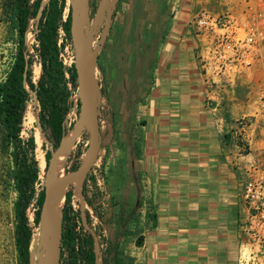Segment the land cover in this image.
Segmentation results:
<instances>
[{
    "label": "crops",
    "instance_id": "obj_1",
    "mask_svg": "<svg viewBox=\"0 0 264 264\" xmlns=\"http://www.w3.org/2000/svg\"><path fill=\"white\" fill-rule=\"evenodd\" d=\"M236 1L164 0L163 37L138 101L140 161L156 225L150 221L130 253L133 264H241L247 215L224 136L252 106L235 91L211 107L198 60L207 33L196 35L191 25L198 12L217 14ZM263 145L255 126L250 149Z\"/></svg>",
    "mask_w": 264,
    "mask_h": 264
},
{
    "label": "rangeland",
    "instance_id": "obj_2",
    "mask_svg": "<svg viewBox=\"0 0 264 264\" xmlns=\"http://www.w3.org/2000/svg\"><path fill=\"white\" fill-rule=\"evenodd\" d=\"M47 1H41L40 10L35 18L30 19L25 35L28 50L34 55L33 67L36 63L40 64L32 47L36 44L37 18ZM99 1L88 0L89 20L95 32L93 45L100 37L103 27V19L96 15ZM69 7L70 0H66L62 20H65ZM165 11L164 0H111L108 11L110 27L98 51L95 76L100 149L87 176L67 186L61 201L62 207L65 193L70 190L71 206L80 213L85 226L89 227L88 222H91L90 226H94L100 234L101 242L117 237L124 257L122 264H133L130 253L138 251L134 244L135 237L138 234L143 235L150 224L146 215L148 201L141 158L140 155L135 154L133 144L139 145V127L142 121L139 118L138 101L147 87L143 80L146 69L156 56L157 47L163 37ZM64 38V32L59 26L58 45L62 41L64 43L60 57L64 68H67L74 61V50ZM201 39L202 45L208 41L207 35ZM15 48L14 31L0 14V80L4 78L12 62ZM40 72L37 73L33 69L35 81L39 78ZM65 76L68 78L67 70ZM141 82L144 83L140 85ZM67 84L71 88L69 82ZM237 93H239L237 96L244 98L250 104L252 98H247L244 92L240 94V89ZM77 98L76 88L70 97L71 105L67 120L68 124L72 123V128L69 136L77 125L80 128L71 141L70 149L60 167V174L71 170L73 164L85 158L88 128L79 122L76 113ZM250 109L245 113H251L253 106ZM256 129L264 133V117L257 116ZM30 135H33L35 140V157L39 172V183L36 185L38 192L47 180L57 176L55 170L52 169L54 173L51 171L50 165L45 166L46 151L50 150L53 156L56 150H52L39 125L33 97L27 104L21 130L23 138ZM80 143L83 144L84 151L77 157L75 150ZM70 152L71 157L68 158ZM8 165L7 157L0 153V264H17L12 207L15 193L7 177ZM35 210L34 204H31L26 212L32 227V239L29 245L31 264H37V258L43 251L39 225L36 226L34 223ZM59 222H61V213ZM124 229L130 230L133 234L123 235ZM249 252L250 249H247L246 254L244 250L241 251L243 255L241 264H264V258L257 256L252 258L253 253Z\"/></svg>",
    "mask_w": 264,
    "mask_h": 264
},
{
    "label": "trees",
    "instance_id": "obj_3",
    "mask_svg": "<svg viewBox=\"0 0 264 264\" xmlns=\"http://www.w3.org/2000/svg\"><path fill=\"white\" fill-rule=\"evenodd\" d=\"M42 0H0V14L5 23L15 34V53L12 62L0 80V153L8 159L7 177L15 193L13 200L14 244L17 264H30L29 245L32 239V227L28 222L27 209L34 204V223L39 225V209L43 200V188L38 192V162L35 157V140L30 135L21 136L23 116L29 100L33 97L39 125L50 143L56 150L63 137L72 128L68 124L70 97L76 89V73L74 63L64 68L60 57L63 41L58 45V27L61 26L65 38L73 50L70 36V10L65 20L62 14L66 0H48L37 18L33 48L38 62L41 64L39 78L33 79L34 55L29 52L26 32L30 19L35 18L40 10ZM67 70L68 78L65 76ZM67 82H69L70 87ZM79 112L77 98L76 113ZM229 143V135L224 136ZM136 155H140L138 144H133ZM84 151L80 143L75 150L77 157ZM52 153H45V166H49ZM71 157V152L68 158ZM80 161L71 166L76 168ZM37 195V196H36ZM72 192L65 193L61 207V241L58 264H122L124 257L119 248L117 237L100 240V234L94 226L86 227L80 213L71 206ZM35 200V202H34ZM148 207L146 215L151 227L156 225V215ZM93 227V228H92ZM149 227V225H148ZM123 235L133 234L124 229ZM143 243V235L135 237L134 244L138 247ZM132 260V258H131Z\"/></svg>",
    "mask_w": 264,
    "mask_h": 264
},
{
    "label": "built area",
    "instance_id": "obj_4",
    "mask_svg": "<svg viewBox=\"0 0 264 264\" xmlns=\"http://www.w3.org/2000/svg\"><path fill=\"white\" fill-rule=\"evenodd\" d=\"M191 25L196 35L207 33L209 39L198 60L211 107L216 109L228 92L239 89L252 98L253 111L235 118L228 145L230 163L239 175L238 198L247 215L240 251L250 249L252 258H264V145L250 149L257 116L264 117V0H237L217 14L198 12Z\"/></svg>",
    "mask_w": 264,
    "mask_h": 264
},
{
    "label": "water",
    "instance_id": "obj_5",
    "mask_svg": "<svg viewBox=\"0 0 264 264\" xmlns=\"http://www.w3.org/2000/svg\"><path fill=\"white\" fill-rule=\"evenodd\" d=\"M79 4V9L77 8ZM111 0H100L96 15L103 19V27L95 45L94 28L89 20L88 0H70V36L74 50V68L76 73V88L79 99V122L88 128V142L85 158L80 164L59 176L47 180L43 188V200L39 209L40 238L45 250L48 264H58L60 257L61 222L58 223L56 242L50 244V232L47 226L50 223L51 203L55 196L64 192L71 183L83 180L95 162L101 144L98 121L97 92L95 76L97 69V55L109 31ZM52 158V156H51ZM51 162V159H50ZM49 162V165H50ZM61 213V210H60Z\"/></svg>",
    "mask_w": 264,
    "mask_h": 264
},
{
    "label": "bare ground",
    "instance_id": "obj_6",
    "mask_svg": "<svg viewBox=\"0 0 264 264\" xmlns=\"http://www.w3.org/2000/svg\"><path fill=\"white\" fill-rule=\"evenodd\" d=\"M77 8L79 9V4L77 3ZM34 71L39 73L41 71V65L39 63H36L33 67ZM80 128L79 125H77L73 130L71 136H69V132L63 137L59 147L54 152L51 162H50V169L52 171L55 170L57 176L61 175L60 173V167L62 166L67 152L70 149L71 141L73 137L76 135L78 129ZM53 172V171H52ZM54 173V172H53ZM64 198V193L61 192L57 196H55L51 203V209H50V223L47 226V230L50 232L51 236L49 238L50 244L52 246L55 245L56 239V233L59 223V215H60V208H61V201ZM31 264V262H30ZM37 264H48L47 256L45 253V250L39 254L37 258Z\"/></svg>",
    "mask_w": 264,
    "mask_h": 264
}]
</instances>
